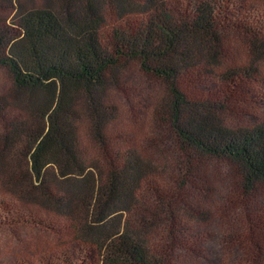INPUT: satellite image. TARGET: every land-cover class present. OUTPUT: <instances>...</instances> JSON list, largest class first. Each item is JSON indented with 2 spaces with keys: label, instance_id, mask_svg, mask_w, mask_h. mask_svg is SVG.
Wrapping results in <instances>:
<instances>
[{
  "label": "trees",
  "instance_id": "obj_1",
  "mask_svg": "<svg viewBox=\"0 0 264 264\" xmlns=\"http://www.w3.org/2000/svg\"><path fill=\"white\" fill-rule=\"evenodd\" d=\"M203 262L264 264V0H0V264Z\"/></svg>",
  "mask_w": 264,
  "mask_h": 264
},
{
  "label": "rangeland",
  "instance_id": "obj_2",
  "mask_svg": "<svg viewBox=\"0 0 264 264\" xmlns=\"http://www.w3.org/2000/svg\"><path fill=\"white\" fill-rule=\"evenodd\" d=\"M128 76L131 78L132 82L135 81V78H138V77H136V73L135 72H132V73L130 72V74ZM201 264H204V262L201 263Z\"/></svg>",
  "mask_w": 264,
  "mask_h": 264
}]
</instances>
